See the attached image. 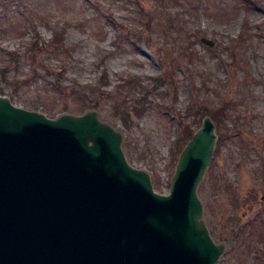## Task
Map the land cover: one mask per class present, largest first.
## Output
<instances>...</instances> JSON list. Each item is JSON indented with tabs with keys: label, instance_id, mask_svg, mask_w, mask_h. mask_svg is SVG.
Segmentation results:
<instances>
[{
	"label": "rangeland",
	"instance_id": "374dc122",
	"mask_svg": "<svg viewBox=\"0 0 264 264\" xmlns=\"http://www.w3.org/2000/svg\"><path fill=\"white\" fill-rule=\"evenodd\" d=\"M187 1L172 4L178 20L168 21L154 0H0V95L48 118L96 110L160 194L169 193L183 129L194 133L211 117L199 111L225 105L197 189L203 219L224 245L216 264H264V0ZM58 27L65 49L47 43ZM103 69L102 94L85 93L86 102L73 95L96 87ZM130 77L140 83L125 84ZM112 95L145 113L131 111L124 124Z\"/></svg>",
	"mask_w": 264,
	"mask_h": 264
},
{
	"label": "water",
	"instance_id": "95a60500",
	"mask_svg": "<svg viewBox=\"0 0 264 264\" xmlns=\"http://www.w3.org/2000/svg\"><path fill=\"white\" fill-rule=\"evenodd\" d=\"M122 139L94 109L48 118L0 95V264H216L224 245L197 191L213 119L180 151L168 194L128 163Z\"/></svg>",
	"mask_w": 264,
	"mask_h": 264
},
{
	"label": "trees",
	"instance_id": "16d2710c",
	"mask_svg": "<svg viewBox=\"0 0 264 264\" xmlns=\"http://www.w3.org/2000/svg\"><path fill=\"white\" fill-rule=\"evenodd\" d=\"M241 1H244L245 3L247 2V0H241ZM176 2V0H154V7H156L155 9L157 11H161L162 13H164L167 17V20L168 21H173L174 18L176 20H178V14H176V11H175V6H172V4ZM188 3V7L190 8H193V3L196 2V0H192ZM240 2V0H237L236 3L238 4ZM173 19V20H171ZM143 22L142 19H138L137 18V21L138 22ZM150 19L147 18L145 23L146 26L149 25ZM171 26H169V33L172 34L173 31L171 30ZM131 37V36H129ZM66 38H65V28L64 27H58L56 29H54L53 31V35H52V38L50 39L49 42H47L49 44V46L53 47V48H57V49H65L66 48ZM35 42V41H34ZM37 43V41H36ZM10 55V58H12V56L14 54L12 53H9ZM103 63V60L100 62V64ZM35 67L32 68V72H35L36 69H34ZM4 70H1V79H4L5 78V75L3 73ZM126 79H123V83ZM130 81L131 83L135 84V85H138L140 83V80H137V79H134V77H130L129 79H127L125 81V84ZM14 83V81H12ZM23 82H27L26 80H24ZM109 84V80L107 79V74H106V71L105 69H103L100 77H99V80L98 82L96 83V87H93L91 85H88V86H83L81 89L82 90H79V91H75L73 93V95H76L75 97L80 99L81 101H87L86 99V96H85V93H89L91 94L93 97H96V95H100L102 94V88L106 85ZM14 85L12 87V89H16L17 87V84H12ZM120 86L122 85H116L117 88H119ZM113 97L109 96L108 100L110 101L111 98L114 99V100H111L112 101V109H113V112L115 115H118L119 117H122V120H123V123L124 124H127L128 122H132L131 120V114L130 112L132 111L136 116H141L143 115V113H145V109L142 107V108H139V106L137 107V103L136 102H133V103H130L128 102V100L125 98V97H120L119 99H117V95H112ZM116 98V99H115ZM82 101V102H83ZM108 101V102H109ZM110 103V102H109ZM225 106V105H224ZM223 105L219 106V107H216L214 109V111L211 113L210 111H199V113H202L204 115H206L207 113L211 115L212 119L217 123L220 121V118L224 116V107ZM197 111V110H196ZM128 125H131V124H128ZM184 132L183 134L181 135L179 141L176 143L175 145V149L176 151L178 152L181 151V149L184 147V145L186 144V142L189 140V138L191 137L192 133L194 130H191L190 128H187L186 129H183Z\"/></svg>",
	"mask_w": 264,
	"mask_h": 264
}]
</instances>
